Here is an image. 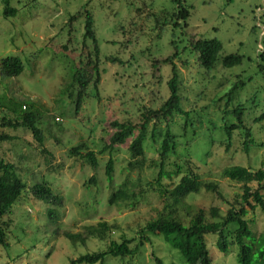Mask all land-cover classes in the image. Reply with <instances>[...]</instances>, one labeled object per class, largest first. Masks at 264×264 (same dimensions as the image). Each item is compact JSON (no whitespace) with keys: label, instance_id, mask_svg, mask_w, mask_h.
<instances>
[{"label":"rangeland","instance_id":"1","mask_svg":"<svg viewBox=\"0 0 264 264\" xmlns=\"http://www.w3.org/2000/svg\"><path fill=\"white\" fill-rule=\"evenodd\" d=\"M176 2L11 0V6L18 9L19 14L7 19L3 1L0 0V65L9 56L25 55L31 59L20 76L10 79L0 73V93L15 97L17 103L32 100L37 104V109L44 114L40 125L47 135L46 148L54 158L49 166L46 153L30 145L28 141L31 142L32 138L23 130L13 132L25 139L4 143L0 146V156L14 162L18 170L27 172V175L20 173L31 183L42 182V176L52 172L46 180L55 193L63 196L58 221L50 220L47 213L43 215L45 209L42 202L33 199L34 207L31 201L23 203L18 212L20 221L12 228L11 248L6 250L0 246V264H71L72 259L81 255L103 251L107 248L104 241L91 237L86 243L78 240L74 242L63 235L68 232L82 233L86 225L100 220L117 226L116 231L112 232L115 240L120 241L123 235L139 239L136 231L162 208L158 199L149 194L136 210L107 206L105 198L111 191L105 170L110 155L100 156V168L95 172L83 161L69 157L68 150L86 142L91 149L99 151L104 141H110L113 129L109 126L113 114L124 118L138 113L143 103H151V95H159V90L168 97L166 81L171 74V67L162 66L164 82L159 85L151 81L150 62L154 57L168 56L173 52L171 41L174 35L181 48L186 46L191 36L197 35L203 39H219L223 43L224 56L240 54L245 58L241 66L233 68H223L218 63L211 73L201 70L194 61L189 68L179 63L185 84L182 93L188 97L183 104L186 109L194 110L192 115L195 119L198 114L200 119L199 123L192 119L182 144L196 136L197 140L189 147L187 154L200 167L203 180L215 182L219 187L217 192L202 188L199 193L184 199L180 215L189 220L199 209L208 212L212 207H219L223 214L233 202L240 199V186L223 177L222 170L230 165L251 168L262 166L264 148L244 153L240 137L231 150L226 151L225 145L211 142L212 134L215 133L216 139H221L223 135V132H215L212 127L214 124L225 125L223 112L227 94L240 78L247 81L246 86L234 93L229 108L244 105L247 109V124L254 127L256 139L264 143V121H254L264 111V79L258 73L256 64L257 54L263 46L264 0H184L183 3L191 11L187 27L174 28L169 24L162 30L157 19H170V13L177 7ZM85 4L96 18L103 59L105 56H117L126 63H102L103 99L101 102L89 99L77 113L76 105L65 89L72 81L82 50L90 51L93 47L89 42L88 48H84V17L74 24L71 31L65 25L70 14ZM66 45L69 49H65ZM113 94H117V99L110 103L108 97ZM124 107H129L131 112L126 114ZM226 122H236V119L228 116ZM173 123V132L181 134L185 118L177 116ZM195 130L198 131L197 135L194 134ZM127 146L121 145L113 153L118 161L115 186L122 184L128 177L132 180L141 177V184L145 186L146 179H151L152 171L145 168L142 173L137 171L130 174L126 170ZM184 146L179 147L180 152L184 151ZM146 155L150 160L158 159L156 148L151 142L146 145ZM92 175L98 177L100 191L97 188L85 190V183ZM136 187L138 190L142 188L139 183ZM253 218L255 230L264 232V215L257 213ZM150 235L152 241L142 246L136 256H107L105 264H157L152 254L162 258L165 264H187L186 258L168 244L162 235ZM215 239L216 234L207 236L216 262L239 264V246L231 245L229 253L225 254L217 248Z\"/></svg>","mask_w":264,"mask_h":264},{"label":"trees","instance_id":"2","mask_svg":"<svg viewBox=\"0 0 264 264\" xmlns=\"http://www.w3.org/2000/svg\"><path fill=\"white\" fill-rule=\"evenodd\" d=\"M2 1L4 16L7 19L19 14L18 9L11 6V0ZM174 1H177V7L170 13V19H157L162 30L169 24H172L174 28L187 27L188 25L187 21L191 15L189 6L183 3L184 0ZM83 17L85 18L84 48H88L90 42L93 50H82L72 81L66 85L65 89L73 99L77 113L83 109L89 99L102 101V63L104 61L112 64L126 63L117 56H105L103 59L96 29V18L86 4L75 13L70 14L65 27L68 26L71 31L74 24ZM171 45L174 49L170 55L154 57L150 62L151 81H156L159 85L164 82L163 74H161L162 66L171 67V74L166 81L169 90L168 97H165L161 90H159V95L154 96L148 92L151 95V103H143L138 113L129 114L124 118L113 114L109 126L113 129L110 141H104L99 151L91 149L86 142L68 150L69 157L75 161H83L95 172L100 168V156L110 155L105 170L106 180L111 191L105 198L107 206L136 210L143 199H146L149 194H153L162 208L156 211L155 217L148 219L146 224L136 231L139 239L123 235L120 241L115 240L112 237V232L116 231L117 226L106 220L86 225L85 231L82 233L63 234L74 242L86 243L89 238L93 237L107 243L105 250L81 255L77 259H72L71 264H105L107 256L134 257L142 246L152 241L151 233L162 235L168 244L186 258L187 264H219L211 254L207 241L209 234L217 235L215 244L222 253L228 254L230 246L237 244L239 246L237 252L239 264H264V232L255 230V218H253L257 213L264 215V162L258 168L230 165L222 170L223 177L237 183L242 190L238 196L240 199L233 202L223 214L219 207H212L208 212L199 209L189 220H185L180 215L184 199L199 193L202 188L217 192L219 187L215 182L203 180L200 167L187 154L189 147L197 140L196 136L193 137L194 140L187 139L184 142L185 146L182 144V138L187 137L189 126L192 125L195 117L192 115L194 110L186 109L183 104L188 100V97L182 93L185 84L180 73L179 63L184 68H189L194 61L201 70L211 73L218 63L223 68H233L241 66L245 58L240 54L224 56L223 43L219 39H203L197 35L191 36L183 48L178 45L174 35ZM262 45V49L257 54L256 64L258 73L264 79V36ZM65 49H69V47L66 45ZM24 56H9L3 59L0 73L10 79L20 76L31 61L29 56ZM246 82L239 78L233 83V88L227 94L226 109L223 112L225 125L214 124L212 127V130L215 132L219 130L221 133L223 132V135L221 139H216L215 133L212 134L211 142L225 145L226 151H230L235 142L240 140V137L242 140L239 142H241L244 153H249L256 148H264V143H260L255 137L254 127L246 122L247 109L244 105L229 108L234 93L244 88ZM94 90L95 92H93ZM115 95L117 94L109 95L110 103L117 99ZM123 109L127 112L126 114L131 112L129 107ZM177 116L185 118L181 134L174 133L172 129ZM228 116H233L236 122H226ZM43 117L44 114L37 109V104L34 101L17 103L15 97L0 93V146L21 139L22 137L20 138V135L14 132L23 130L28 132L32 138L31 142L28 141L30 145H33L36 150L46 153L47 164L50 166L54 156L46 148L47 135L40 125ZM199 120L198 114L195 121L199 123ZM254 121L255 123L264 121V111ZM162 125H164V129H162ZM194 134L197 135L198 131L195 130ZM24 139L22 138V140ZM55 139L60 142L58 138ZM149 142L156 148L158 159L147 158L146 145ZM125 144H128L126 147L128 153L126 170L130 174L137 171L142 173L145 168L152 171L151 179H146L145 186L141 184V177L137 180L128 177L122 184L115 186L114 175L118 161L113 157V153ZM180 146H184V151H179ZM20 172L28 174L18 170L14 162L0 156V246L6 250L11 248L12 228L20 221L18 212L22 209L23 203L31 201L34 207L33 199L42 202L45 209L43 215L47 213L46 215L52 221L59 220L60 210L63 207V196L55 193L50 182L46 180V177H49L52 172L42 176V182L33 183L25 179ZM138 183L142 187L141 190L136 187ZM92 188H97L100 191L96 175L89 177L85 183V190ZM152 256L157 264H165L162 258L155 254Z\"/></svg>","mask_w":264,"mask_h":264}]
</instances>
